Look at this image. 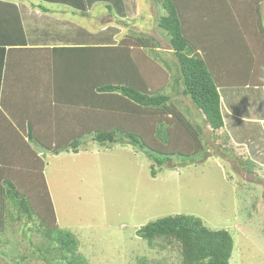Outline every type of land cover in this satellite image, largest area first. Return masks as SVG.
Listing matches in <instances>:
<instances>
[{
	"label": "trees",
	"instance_id": "trees-1",
	"mask_svg": "<svg viewBox=\"0 0 264 264\" xmlns=\"http://www.w3.org/2000/svg\"><path fill=\"white\" fill-rule=\"evenodd\" d=\"M165 9L168 15L161 19L159 27L167 32L176 58V69L169 67L170 73L157 68L156 59L147 58L143 62L152 71L157 69V73L151 71V75H146L135 57L106 53L115 49L76 48L92 52L85 55V72L76 79H68L65 72L57 70L52 82L44 83L47 92L44 90L43 101L49 108L42 109L46 115L28 116L29 119L21 122L5 104L4 76L2 89L0 87V124L5 121L10 128L8 135H2L0 128V247L8 225L27 220L31 223L29 232L34 229L31 235L35 232L43 240L41 249L37 250L41 259L51 264H89L78 255L79 243L75 237L58 225L44 175L45 163L37 152L43 149L52 155L77 154L81 138L88 137L74 133L72 118L68 119L69 114H63L58 104L60 99L68 97L67 92L59 91L66 89L67 84L78 81L81 82L79 87L86 86V90H77L75 98L66 100L69 109L77 107V112L70 114V117L75 115V124L87 125L89 130L85 132L102 147L131 146L142 152L151 161L152 178H157L164 166L173 163L175 158L195 160L206 154L205 127L214 134V138L209 137L212 143L215 144V139L220 141L225 124L219 88L264 87L262 19L256 24L227 25L221 40L211 37L210 24L196 25L195 28L203 29L208 36L198 40L189 32L191 25L182 23L171 1L166 3ZM150 38H139L137 46H152ZM249 38L252 40H247ZM161 72L164 78L157 76ZM173 94L190 100L203 125L187 118L174 104ZM85 109H89V113L77 120L80 110ZM227 141L231 142L229 136ZM221 146L226 155L227 143H219L218 147ZM230 150L242 169L259 177L261 166ZM194 160L191 162L195 163ZM137 234L152 248L165 250L176 246L181 264H230L235 246L229 231L212 230L201 218L184 214L150 222ZM138 264L152 263L143 258Z\"/></svg>",
	"mask_w": 264,
	"mask_h": 264
},
{
	"label": "rangeland",
	"instance_id": "rangeland-1",
	"mask_svg": "<svg viewBox=\"0 0 264 264\" xmlns=\"http://www.w3.org/2000/svg\"><path fill=\"white\" fill-rule=\"evenodd\" d=\"M95 12L102 16L101 9ZM160 21L157 19L158 26ZM148 27L151 31L150 24ZM166 43L162 40L165 48L170 46ZM147 58L156 59V67L163 69V63L176 62L174 55L151 57L140 52L135 59L146 75L152 71L143 63ZM152 72L157 73V69ZM157 76L164 78L162 72ZM172 99L190 121L203 125L189 99L179 94ZM83 126L74 128V133L88 136L81 138L79 153L52 155L37 150L45 163L44 175L58 225L78 241L82 261L138 264L145 258L152 264H181L176 246L152 248L137 232L150 222L184 214L201 218L212 230L223 229L233 235L230 264H264V166L257 160L262 167L258 178L242 169L230 149L237 156L250 158L240 153L246 154L245 148L240 151L239 146L227 141L225 128L214 144L209 139L214 134L205 127V155L195 160L175 158L152 178L151 161L142 152L131 146L102 147L85 133L87 125ZM251 138L256 140L258 136ZM219 143H227L226 155ZM259 153L253 155L258 158ZM30 227L27 220L8 225L0 247V264H51L39 257L37 250L43 240L35 232L31 235L34 229L29 232Z\"/></svg>",
	"mask_w": 264,
	"mask_h": 264
},
{
	"label": "crops",
	"instance_id": "crops-1",
	"mask_svg": "<svg viewBox=\"0 0 264 264\" xmlns=\"http://www.w3.org/2000/svg\"><path fill=\"white\" fill-rule=\"evenodd\" d=\"M170 1L177 7L182 23L191 25L189 32L198 40L208 37L203 29L195 28L200 24H210L211 37L220 40L222 31L231 23L256 24L262 19L264 24V0H0V87L6 76L7 109L20 122L29 119L28 116L46 115L42 109L49 108L43 101L44 83L52 82L57 70L65 72L68 79H76L85 72V55L91 51L76 48L107 47L115 49L107 54L124 57H136L140 52L147 56L172 57L171 46L167 49L162 44V40L169 44L167 32L157 25V19L168 15L165 6ZM97 9H101V17L96 14ZM149 24L151 31H147ZM141 37H151L152 46L138 47ZM163 64L169 73L176 69L173 68L176 64ZM80 85L81 82L73 81L59 91L67 92L66 100H71L78 89L86 90L85 84ZM219 93L224 128L231 142L240 151L245 148L247 153L241 154L256 163L259 160L264 166V87H223ZM66 100L60 99L58 104L63 114L72 118V130H79L84 126L75 124L74 114L70 117L76 108L69 109ZM81 115L85 118L86 114L80 110L77 120ZM0 125L1 134L8 135L10 124L4 121ZM251 136L258 139L253 140ZM254 153H259L258 158Z\"/></svg>",
	"mask_w": 264,
	"mask_h": 264
}]
</instances>
